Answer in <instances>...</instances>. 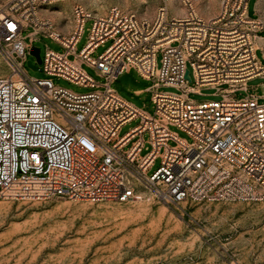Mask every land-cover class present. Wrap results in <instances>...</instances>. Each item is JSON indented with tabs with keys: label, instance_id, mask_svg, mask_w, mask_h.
Listing matches in <instances>:
<instances>
[{
	"label": "built area",
	"instance_id": "1",
	"mask_svg": "<svg viewBox=\"0 0 264 264\" xmlns=\"http://www.w3.org/2000/svg\"><path fill=\"white\" fill-rule=\"evenodd\" d=\"M64 1L0 0V53L11 69V76L0 77V201L129 202L140 198V188L169 206L264 201V103L253 95L236 97L248 90L245 83L264 78L254 53L264 23L248 16L249 0H221L210 19L199 17L189 0H181L184 16L168 18L164 4L152 20L117 7L97 15L75 4L72 29L61 34L41 8ZM88 20L87 43L77 53ZM41 37L64 51L46 49L38 69L47 77L31 78L23 66ZM83 65L104 82L96 83ZM130 70L154 81L148 88L153 115L111 88ZM52 77L92 91L75 93L54 85ZM223 86L230 92L221 93L222 100L189 98L195 90ZM136 118L139 124L120 137L121 126ZM145 144L149 150L141 156ZM156 159L159 166L151 171Z\"/></svg>",
	"mask_w": 264,
	"mask_h": 264
},
{
	"label": "rangeland",
	"instance_id": "2",
	"mask_svg": "<svg viewBox=\"0 0 264 264\" xmlns=\"http://www.w3.org/2000/svg\"><path fill=\"white\" fill-rule=\"evenodd\" d=\"M253 1H248L251 18L254 16ZM75 4L99 15L117 7L146 20H152L164 4L168 18L185 12L181 0H167L166 3L164 0H66L41 15L52 19L55 29L66 34L72 29ZM198 8L204 11L210 8L208 0H199L195 9ZM91 24L92 20H88L84 25L76 44L77 53L87 43ZM28 33L29 30L23 31V37L26 38ZM110 44L109 40L99 45L92 58L97 59ZM33 46L40 49L41 57L46 49L57 53L64 51L47 37H41ZM254 53L257 61L264 65V57L256 45ZM29 60L36 62L27 55ZM186 65L190 70L188 62ZM160 66L161 53H157L156 76ZM23 69L28 77H47L42 69L34 71L26 62ZM83 69L96 83L104 82L95 69L85 65ZM8 76H11V69L0 53V77ZM52 80L54 85L78 94L92 91L56 77ZM153 83V80H146L135 70H130L120 74L111 88L136 108L153 115L152 93L147 91ZM189 86H194L193 80ZM245 86L248 90L237 92V98L253 95L259 97V103H264V78L252 79ZM158 91L183 95L173 88H159ZM229 92L226 86L201 88L190 93L189 98L195 101L222 100L221 93ZM139 122L140 119L136 118L122 125L119 136H124ZM171 129L187 139L184 133ZM148 138V133H144L143 140L148 141ZM145 146L147 149L142 150L141 156L149 150L148 144ZM159 161H154L151 171L159 166ZM139 192L140 198L129 202H91L60 197L0 201V264H264V201L169 206L144 188Z\"/></svg>",
	"mask_w": 264,
	"mask_h": 264
},
{
	"label": "crops",
	"instance_id": "3",
	"mask_svg": "<svg viewBox=\"0 0 264 264\" xmlns=\"http://www.w3.org/2000/svg\"><path fill=\"white\" fill-rule=\"evenodd\" d=\"M189 1L192 5V8L196 12V14L203 19H210V18L214 17L219 12V9H220L221 0H208V3L210 4V8H208L206 11L199 9V8L195 9V7H197V5L199 3V0H189ZM56 4L57 3H53V4L47 5L45 7H42L41 13L52 10L53 8H51V7L56 5ZM252 10H253V15H254L252 17V19L259 20V21L264 23V0H254ZM185 14H186V9H185L184 14L181 16H184ZM247 14H248V6H247ZM97 15H99V14H97ZM248 16H249V14H248ZM68 33H70V31H67L66 34H68ZM261 33H264V28L261 30H258L255 33L254 46L256 45L258 47L261 55L264 57V35ZM147 91H148V89H147Z\"/></svg>",
	"mask_w": 264,
	"mask_h": 264
},
{
	"label": "water",
	"instance_id": "4",
	"mask_svg": "<svg viewBox=\"0 0 264 264\" xmlns=\"http://www.w3.org/2000/svg\"><path fill=\"white\" fill-rule=\"evenodd\" d=\"M29 54L35 59L36 62L33 63L31 60H29V61L26 62V64H27V66L29 68H31L32 70L36 71V70H38V67L41 64L40 49L35 47V46H32L30 48ZM185 78L187 80H189L188 71H186Z\"/></svg>",
	"mask_w": 264,
	"mask_h": 264
},
{
	"label": "snow or ice",
	"instance_id": "5",
	"mask_svg": "<svg viewBox=\"0 0 264 264\" xmlns=\"http://www.w3.org/2000/svg\"><path fill=\"white\" fill-rule=\"evenodd\" d=\"M8 27H9V28H12V27H13V25H12V24H9V25H8Z\"/></svg>",
	"mask_w": 264,
	"mask_h": 264
}]
</instances>
